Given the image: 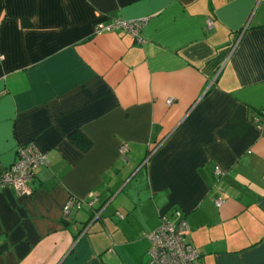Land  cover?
Returning <instances> with one entry per match:
<instances>
[{"label":"crops","instance_id":"1","mask_svg":"<svg viewBox=\"0 0 264 264\" xmlns=\"http://www.w3.org/2000/svg\"><path fill=\"white\" fill-rule=\"evenodd\" d=\"M144 16V43L94 30ZM28 141L45 162L0 187V264H146L174 209L201 264H264V0H0V168ZM89 191L99 218L64 219Z\"/></svg>","mask_w":264,"mask_h":264},{"label":"built area","instance_id":"2","mask_svg":"<svg viewBox=\"0 0 264 264\" xmlns=\"http://www.w3.org/2000/svg\"><path fill=\"white\" fill-rule=\"evenodd\" d=\"M147 19V16L131 20L113 18L106 23L97 22L94 30L99 32L121 29L129 33L135 42L144 43L145 39L140 34V29ZM211 24L210 18H207L206 27L209 28ZM167 102L170 100L168 99ZM126 149V144L121 143L118 154L122 156ZM44 162L45 154L39 151L32 141L19 145L16 148V159L8 166L0 168V187L12 188L19 195L29 194L31 191L29 184L34 170ZM213 170L216 175L221 173L218 166H214ZM224 198V195H221L214 199V205L219 207L224 202ZM97 200V194L92 191L83 198L67 197L62 206V217L67 218L71 207L79 209L83 206L91 208L95 216L98 211L96 208L99 206H95ZM188 232L189 227L179 210L174 209L171 217L161 216L158 226L144 234L148 241L146 264H201L197 251L186 240Z\"/></svg>","mask_w":264,"mask_h":264},{"label":"water","instance_id":"3","mask_svg":"<svg viewBox=\"0 0 264 264\" xmlns=\"http://www.w3.org/2000/svg\"><path fill=\"white\" fill-rule=\"evenodd\" d=\"M98 211L95 214V216H92V218L90 219V222L94 221L96 218H99V215L101 213V211L103 210V206L102 203L99 204V206L96 208ZM90 224V223H89Z\"/></svg>","mask_w":264,"mask_h":264},{"label":"trees","instance_id":"4","mask_svg":"<svg viewBox=\"0 0 264 264\" xmlns=\"http://www.w3.org/2000/svg\"><path fill=\"white\" fill-rule=\"evenodd\" d=\"M84 148L87 147L88 145V141L84 139V141H82V144H81Z\"/></svg>","mask_w":264,"mask_h":264}]
</instances>
